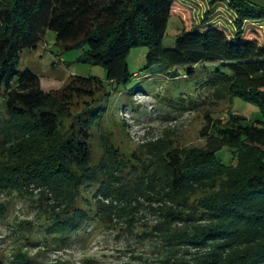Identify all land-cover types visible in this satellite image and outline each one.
I'll list each match as a JSON object with an SVG mask.
<instances>
[{
  "label": "trees",
  "instance_id": "1",
  "mask_svg": "<svg viewBox=\"0 0 264 264\" xmlns=\"http://www.w3.org/2000/svg\"><path fill=\"white\" fill-rule=\"evenodd\" d=\"M229 6L233 35L216 26L189 27L187 9L176 0H0L7 115L0 122V193L36 198L57 244L86 220L78 204L88 206L82 192L97 187L91 198L109 228L123 223L130 231L142 208L157 218L143 237L158 242L160 264H264V40L255 28H243L264 20V0ZM171 17L181 31L174 48L165 49ZM48 31L67 49L85 47L79 61L102 67L117 86L130 82L126 59L138 47L147 49V66L184 68L185 79L198 65H214L206 88L211 97L253 104L262 120L206 115L202 148L177 149L159 139L140 147L141 158L121 153L97 127L100 80L72 76L44 92L30 70L17 72L20 53L35 51ZM82 99L85 106L74 114ZM96 132L102 155L93 164ZM223 149L231 154L228 164L216 158ZM12 258L8 264L31 263L21 251Z\"/></svg>",
  "mask_w": 264,
  "mask_h": 264
},
{
  "label": "rangeland",
  "instance_id": "2",
  "mask_svg": "<svg viewBox=\"0 0 264 264\" xmlns=\"http://www.w3.org/2000/svg\"><path fill=\"white\" fill-rule=\"evenodd\" d=\"M176 1L187 9L189 27L216 26L234 34L236 16L229 6L230 0H220L213 6L207 0ZM243 28H255L260 40H264V20L254 24L246 22ZM180 31L178 18L171 17L162 47L173 49ZM84 51L85 47L67 49L57 44L55 34L48 31L35 51L20 53L16 70H30L40 79L44 92L59 90L72 76L100 80L104 91L96 94L97 127L103 128L112 146L126 155L141 158L140 147L159 139L171 141L177 149L202 148L204 140L199 131L206 115L213 120H224L230 112L250 124L262 120L253 104L239 98L219 102L211 97L206 88L216 69L214 65H198L194 76L185 79L184 68L174 69L163 64L147 66V49L138 47L132 49L126 59L132 75L130 82L117 86L106 80L102 67L79 61ZM15 79L14 75L10 81L12 87ZM4 92L3 85L0 87V122L7 118ZM81 101L83 99L77 103L74 114L85 106ZM99 134L102 133L96 132L91 142L93 164H97L102 155ZM216 158L228 164L231 154L223 149ZM96 190L97 187H92L82 192L88 206L84 201L78 206L86 212L87 218L75 232L68 233L63 244L54 241L55 233L47 232V222L40 215L36 198L0 193V264L13 262V254L17 251L27 255L30 264H160L158 242L143 237L157 218L142 208L130 231L123 223L109 228L107 222L96 215L97 207L91 198Z\"/></svg>",
  "mask_w": 264,
  "mask_h": 264
}]
</instances>
